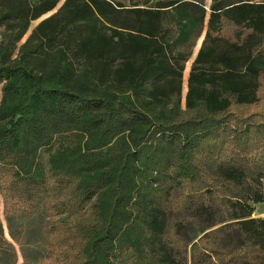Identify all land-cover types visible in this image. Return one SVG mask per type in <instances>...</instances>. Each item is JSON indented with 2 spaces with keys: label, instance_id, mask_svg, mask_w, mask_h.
I'll list each match as a JSON object with an SVG mask.
<instances>
[{
  "label": "trees",
  "instance_id": "16d2710c",
  "mask_svg": "<svg viewBox=\"0 0 264 264\" xmlns=\"http://www.w3.org/2000/svg\"><path fill=\"white\" fill-rule=\"evenodd\" d=\"M128 1L0 0L9 238L30 262L38 213L39 264H264V0Z\"/></svg>",
  "mask_w": 264,
  "mask_h": 264
},
{
  "label": "rangeland",
  "instance_id": "374dc122",
  "mask_svg": "<svg viewBox=\"0 0 264 264\" xmlns=\"http://www.w3.org/2000/svg\"><path fill=\"white\" fill-rule=\"evenodd\" d=\"M64 0H61V2L59 3L58 7L63 3ZM114 2H120L126 6L130 5L128 0H112ZM155 1V0H154ZM212 0H204V5L206 7H208L211 4ZM230 1V0H229ZM231 1H235V0H231ZM154 3V2H153ZM57 7V8H58ZM57 9H55L54 11H56ZM54 11L46 16L41 17L40 19L33 21L30 23L29 29L27 31V33L25 34V36L23 37L22 41L20 43H23L26 38L30 35L31 31L46 17H48L49 15L53 14ZM204 35H202L196 42L194 47L191 49L190 51V56L187 60V62L184 65V71L182 73V85H181V107L184 108L185 107V103H186V94L188 92V79H189V74L191 71V68L193 66L194 60L197 56L198 51L200 50L202 41H203ZM0 41H1V37H0ZM180 51H186V47H180ZM196 84V83H195ZM193 84V87L195 88L196 85ZM255 161L258 163V167L260 169V171L264 172V150H262L259 154H257V156L255 157ZM215 168V166H214ZM261 192H262V188H261ZM0 204H1V195H0ZM259 206L255 205L254 206V211L256 209H258L259 211ZM42 210V208H41ZM42 212V211H40ZM254 218H260L257 217V214L254 213L253 214ZM46 214L44 215H40V214H36L33 220H26L22 217L18 218V222H17V227H15V230L17 231L18 235H20V242L24 247L26 246V253L27 255L31 258V261L28 263H23V259L20 253V247L15 244L8 236L7 234V229L3 220V216H2V207L0 205V220L2 221L3 224V230H4V238L6 239V242H2L0 240V264H13V260H15V264H39V260L37 261V259H40L42 254V243H43V239L41 238V225L45 219ZM197 227V226H196ZM194 234V229L188 233V237H192ZM187 238V237H186ZM25 245V246H24ZM14 256H16V258H14ZM186 264H192L191 261V256L188 250V255H187V263Z\"/></svg>",
  "mask_w": 264,
  "mask_h": 264
},
{
  "label": "crops",
  "instance_id": "0c3cea01",
  "mask_svg": "<svg viewBox=\"0 0 264 264\" xmlns=\"http://www.w3.org/2000/svg\"><path fill=\"white\" fill-rule=\"evenodd\" d=\"M257 206H259V211L258 209H256L254 211V213L257 214V217L263 218L264 219V202L262 204H258ZM254 216V215H253Z\"/></svg>",
  "mask_w": 264,
  "mask_h": 264
},
{
  "label": "built area",
  "instance_id": "2783aa9c",
  "mask_svg": "<svg viewBox=\"0 0 264 264\" xmlns=\"http://www.w3.org/2000/svg\"><path fill=\"white\" fill-rule=\"evenodd\" d=\"M262 185H263V192H264V179L262 180Z\"/></svg>",
  "mask_w": 264,
  "mask_h": 264
},
{
  "label": "water",
  "instance_id": "95a60500",
  "mask_svg": "<svg viewBox=\"0 0 264 264\" xmlns=\"http://www.w3.org/2000/svg\"><path fill=\"white\" fill-rule=\"evenodd\" d=\"M54 12H56V11H54Z\"/></svg>",
  "mask_w": 264,
  "mask_h": 264
}]
</instances>
